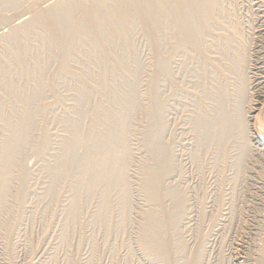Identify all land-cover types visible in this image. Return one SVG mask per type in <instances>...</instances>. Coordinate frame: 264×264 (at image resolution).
<instances>
[{"label":"rangeland","instance_id":"obj_1","mask_svg":"<svg viewBox=\"0 0 264 264\" xmlns=\"http://www.w3.org/2000/svg\"><path fill=\"white\" fill-rule=\"evenodd\" d=\"M60 1L0 0V157L13 132H20L25 108H34L33 129L19 154L14 160L0 159V184L9 178L0 188V264H257L264 248V153L251 136L256 132L253 120L264 110V0H223L225 7L221 5V13H230L226 21L252 39L246 71L249 101L240 105L249 127L245 125V136L237 128L234 133V127L232 135L222 138L217 129L211 143L201 134L202 117L209 120L220 108L229 118L238 113L235 59L221 43L230 24L212 28L204 39L208 45L176 48L179 35L171 28L175 38L170 35L166 20L155 33L154 21L133 19L128 33L104 28L109 57L93 53L86 41L74 45L78 50L70 53V73L58 69L61 45L50 39L43 44L40 36L46 28L39 26L22 36L28 54L22 52L25 60L16 59L19 43L12 33ZM84 1L103 5L113 0ZM220 51L225 52L220 56ZM103 73L106 86L100 84ZM22 97L34 100L33 105L25 106ZM218 99L223 105L217 106ZM225 103L228 111L235 106L233 114H227ZM80 123L85 136H101L125 124L122 159H111L96 178V170H82L86 142L71 140ZM40 140L47 147L43 153L37 151ZM164 150L169 163L160 160ZM72 160L74 167L54 179L53 170ZM121 163L124 179L117 180L114 173ZM154 173L160 177L159 192L150 194ZM82 176L95 181L92 191L77 189ZM76 201L80 207L74 216ZM166 218L174 220L168 233L170 261L145 247L148 224Z\"/></svg>","mask_w":264,"mask_h":264},{"label":"bare ground","instance_id":"obj_2","mask_svg":"<svg viewBox=\"0 0 264 264\" xmlns=\"http://www.w3.org/2000/svg\"><path fill=\"white\" fill-rule=\"evenodd\" d=\"M62 1H60L59 4L58 3L55 4V6H53L52 8L48 7L49 9L46 11L39 12L38 15L35 17V19L29 23H26V25L24 27L22 26L23 28L20 26L19 29H17L18 28L17 27L14 32L12 31L13 32L12 35H15V39L18 40V43H19V45H18L19 48L15 49L18 51H15L16 53L14 52L15 54H13V56L16 59H21L20 57L23 58V56H21V55H23L22 52L24 53V55L28 52L26 50L27 48L23 47L22 36L26 35V37H27V35L32 34L39 26L46 28L45 32L43 33L44 35L40 36L41 41H43V44L48 43L47 40L50 39V41L55 40L57 43H59L61 45V54H60L61 58H59V54H58V58L62 60V63L61 62H60L61 64L59 63L61 65V68H59V66H58V69H60V70L63 69L65 72V71H69V69L71 70V67L68 68V70H67L68 63H71V62H69L70 53L72 54V50L79 47V46H77L79 42H81V41L88 42L90 44V47H91L93 53L96 52V54H97V51L99 50L98 52L101 53V55L105 57V55L107 53H109V51L107 50V46H106V39L105 38L107 37V35H105L104 28H106V29L108 28L110 30V32H112V33H118V32L128 33L129 27L131 26L130 21L133 19L143 20L145 23H152V24H153V22H151V21H154V24L156 25V26L153 25V27L155 29V33H156L157 29H159L157 27L161 23H163L164 20H166V23L168 22L166 29H167V27H169V29H167V30L170 32V35L172 37H174L172 35L173 32L171 33L172 30L170 31V28L173 29V31H175V33L177 32L176 34L179 35V37L176 35V38H178L177 42L175 43L176 48H189V47L200 48L204 45H208V44H205L204 39L208 34H211L212 28L213 29H214V27H216L215 29L219 28V26L217 24L221 25L222 23H225L226 27H227V25L229 26V24H230L231 27L230 26L229 27L231 29H229V34H227V36L226 35L223 36V41L221 38L220 39L222 41L221 43L224 42V43H226L227 47L231 48L230 49L231 51H229V52H231L232 55H230V56H233L235 59V60H233L232 59L233 57H231V60H233L232 62L235 61L234 62V68H235L234 73L235 74H233V75H235L236 79L235 78L234 79L237 82V84H236L237 86H235L236 82L235 81H234L235 83L233 82L234 83L233 88L236 87L238 89V91L236 89H234L238 92V97H235V99L236 98L239 99V102H238V100H236V102H238L239 106L238 107L234 106L235 107L234 113H237V112H235V111H237V109H238V113L233 114V112H231V111H233L232 109L234 108V107H232L233 104L230 105L231 103H229V105L232 107V109H230V111H228L230 107H228V104L225 103L226 107H227V111H228L227 114H229V112H230L233 114V117L230 116L231 118H229V115L225 116L224 112H222V109L220 108L221 111L218 110L215 112L216 113L220 112L224 116L221 115V117H218L219 114L217 115L216 113H214L216 117L211 116V118L209 117V120H208V118H206L207 119L206 120L205 117L204 118L202 117V119H204V120H202L203 123H200V128L205 131V132L203 131L204 133H201V134H203V135L205 134V138H206L205 140L208 143L209 142L211 143L212 140H214V141L216 140L214 138H216V135H215L216 132L215 131H217V129H218L219 134H220V136L218 138H220V137L222 138V136L225 133H227V132L229 133L230 130L234 129V127H235L234 133H236L237 129L239 130L241 135H242V133H244V136H245L246 133H248L246 130L247 129L246 126H248V124L247 123L245 124L243 122V120L245 121V118L241 116V110L244 107L243 104H246L249 101L248 97H246V96H248V90H249L248 80H250V79L247 80L248 76H246V74H248V73H246V71L250 72L249 70H247V66L249 64L248 63L249 56H251V55H249V46H250V48H251V46H253V45H249V44H252V43H250V42H252V39L248 40L245 38L246 36H244V34H242L241 31L238 29V27H239L238 24L233 25L230 23L231 20L226 21L227 19H229L230 13H229V15H228V12L226 13V11H222L224 13H221L220 10H223V7H225V6H223V0H222V2H221V0H151L150 3H148L145 0L148 4H146L144 2V0H113V1L107 0L108 2L109 1L110 2L109 3L104 2L105 5H104V3H103V5L100 4L102 6H100L99 4L96 5L95 3H92V2H85L84 0H66V1L62 0ZM49 2H50V0H49ZM227 10H229V9H227ZM232 14H234V13H232ZM233 16L231 15L230 17H233ZM234 18L236 21V16ZM224 26L222 24V27H224ZM229 27H227V28H229ZM20 28H22V29H20ZM223 29L225 30V28H223ZM252 29H254V28H252ZM213 31H215V30H213ZM225 31H227V30H225ZM157 32H159V31H157ZM210 36L211 35H209V37ZM213 36H215V35H213ZM247 36H248V34H247ZM213 38H215V37H213ZM218 38H219V36H218ZM218 38L216 37V39H218ZM216 39H213V40H216ZM213 40H212V42H213ZM216 41L218 42V40H216ZM247 41L248 42L250 41V42L248 43ZM84 42H82V43H84ZM219 42H220V40H219ZM232 42H233V44L235 43L236 46L234 44V47H233L232 46L233 44L231 45ZM221 43H219L220 47L223 46ZM74 45L77 47L74 48ZM76 50H78V49H76ZM226 52H227L226 54H228V51H226ZM250 52H252V51H250ZM221 53H222V51H220V56L223 54V53L222 54ZM261 53H262V51H261ZM27 54H26V56H27ZM215 54H214V56H215ZM226 54H225V56H227ZM98 56H97V58H98ZM106 56L109 57V55H106ZM230 56H227V59L224 58V60L225 59L229 60L228 57H230ZM14 57H13V59L16 61V59ZM58 58H57V61H58ZM70 59H71V57H70ZM216 59H218V58H216ZM219 59H218V61H219ZM96 60H99V59H96ZM252 60H254V59H252ZM19 61H22V63L25 62L23 60H19ZM220 63L219 64L217 63V64L220 65ZM24 64H26V63H24ZM24 64H22V66ZM229 64H231V63H228V69L225 68V71L229 70V68H230ZM259 64H257V65H259ZM221 66H223V65L221 64ZM232 66H231V69L233 70ZM222 68L224 70V66ZM222 68H220V70ZM223 70H221V72H223ZM62 72H60V73H62ZM70 72L71 71H69V73ZM231 72L233 73V71H230V72L228 71V73H230V74H231ZM102 75L103 76L101 77V83L100 84L106 86L105 85L106 74L103 73ZM254 78L255 77H253V79ZM263 78H264V76H263ZM81 79H83V78L81 77ZM232 80H233V78H232ZM257 82H259V81H257ZM253 85H251V86H253ZM218 88H219V86H218ZM218 91H220V90H218ZM237 92H235V95L237 94ZM254 94H255V92H254ZM224 98H225V95H224ZM22 99H23V103L25 104V106L33 105L34 100H31L29 97H24V98L22 97L21 100ZM36 102H38V101H36ZM250 102H252V100ZM218 103H216V104H218L217 106L223 105V101L221 102L219 99H218ZM220 103H222V104H220ZM254 103H256V102L254 101ZM34 104H36V103H34ZM37 104H39V103H37ZM235 104L237 105V103H234V105ZM240 105L242 106V108L240 107ZM259 105H258V107H259ZM263 105L264 104H262V106ZM36 106L37 105H35L34 107H36ZM253 106H255V105H253ZM262 106H261V108H264ZM32 108H33V106H32ZM259 108H258V112H259ZM26 109L27 108H25V112H24L25 114H23L24 116L20 120V126H19L20 132L18 134H15L13 132L11 143L6 147L4 153L1 155L0 159L3 156H6L8 159L14 160L20 152V146L23 145L25 143L26 139L29 137V135H30L29 131L34 124V113H33L34 108L31 111H29L27 109L28 112H26ZM253 110L254 111H252V112L257 111L254 108H253ZM248 111H249V109H248ZM260 111H261V114H260L261 116L259 114H257V116L258 115L259 116L258 117L256 116V118L253 117V118H255L254 120L252 119L254 122L256 121V123H254V124H256V126H255L256 132H255V135H253L254 137L251 136V138H253L252 140H254V142H255L253 144H255V146H257L260 149V151L262 153H264V124H263L264 122H263V120L261 121L259 119V118L264 116V110H260ZM244 112H247V110ZM247 115L250 116L249 114H247ZM247 115H245L246 118H247ZM233 122L235 123L236 126L233 124ZM8 125H10L9 122H8ZM238 130H237V132H238ZM248 130H249V128H248ZM124 132H125V124L122 125L120 128L117 127V129L116 128L112 129L109 133L104 132V134L101 136H99V135L98 136H95V135H92V136L86 135L85 136L84 135V128L81 125V123L75 125V127L73 128V133L71 134L72 135V137H71L72 143H73V141L75 143H78V142H84L85 143L86 142L85 145H87V148H88L86 160L82 164V170H85L86 174H88L87 172L90 169H92L94 171L96 170V173L92 171L93 172L92 175L96 178L99 175V172L104 173V171L106 170V167L108 168V163L110 162L111 159L121 160L123 157V153L126 149V141H125V133ZM232 132H230V135H232L231 134ZM112 133H113L114 137H111ZM247 135H249V134H247ZM225 137H224V139H225ZM218 140H217V142L220 141V140L219 141ZM42 141L40 140V142L38 144L37 151L39 153H43L45 148H47L46 143L44 141L43 142ZM222 141H220L221 144H222ZM246 141H248V140H246ZM72 143H69V144L72 145ZM246 144H247V142H246ZM248 144H249L248 146L251 147V143H248ZM82 145H83V143H82ZM240 147H242V145ZM242 148H241V150H242ZM244 148H245V146H244ZM247 148H249V147H247ZM68 150H69V146L65 149L64 155H66L68 153ZM250 150H251V148H250ZM168 152H169V150H168ZM155 155L159 156V152L157 150H155ZM168 157H169V155H168L167 151L164 150L162 155L160 156L161 162L162 163H167V162L169 163ZM164 158H166L165 161H163ZM73 162H74L73 160L69 161V162H65L63 166L55 168V170H53L54 179L58 178L62 171H70L71 168L74 167ZM123 168H124L123 164L121 163V165L119 166V169L114 173V176L117 180L118 179L119 180L124 179ZM0 170H3V168L1 167ZM3 179L6 180L5 182H7L9 178L7 177V178H3ZM159 180H160V177L158 175H156L155 173L153 175H151L150 180L148 182V191L150 192V194H154V193L159 192V190L157 188V183L159 182ZM5 182L4 181L1 182V184H0L1 190H3L5 188ZM79 184L81 186L79 185L77 189H79V187H81V189L86 187V190L92 191L94 189V186H95V181H93L90 178H87V179L85 177L83 178V176H82L81 182ZM3 192H2V194H3ZM79 207H80V202L76 201L73 205V208H72V212H73L72 214H74V216L77 214ZM103 210H105V211L107 210L106 205L103 208ZM173 221L174 220H171L170 218H166V219L160 220V221L155 219L153 222L149 223L145 229V231H146V236H145V247H146V249H147V247H149L150 251L156 252L157 254L161 255L166 261H168V259L171 257V253H172V250H171L172 247H170L171 243L168 240V233L170 231L169 228H171L173 226V223H174ZM262 241L264 242V240H262ZM169 243H170V245H169ZM261 247H263V246H261ZM259 252H261V251H259ZM259 255L261 257L260 259L263 260L264 259V248L262 250V253H260ZM197 256L199 259H201L199 257L200 255H197ZM258 257H256V258L258 260H260ZM196 259L197 258H195V260H194L195 262L200 261L199 259L198 260H196ZM239 259H238V261H239ZM243 259L245 261V257ZM248 260H256V259H250L249 258ZM248 260H246V261H248ZM258 260H257V264L258 263L261 264V262L263 263V261H261V260L258 261ZM169 261H170V259H169ZM192 263H193V261H192Z\"/></svg>","mask_w":264,"mask_h":264}]
</instances>
